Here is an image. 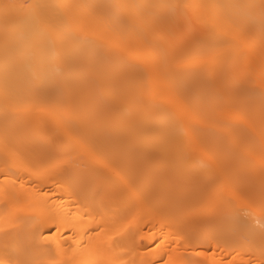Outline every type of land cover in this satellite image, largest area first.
I'll return each instance as SVG.
<instances>
[{
    "label": "snow or ice",
    "instance_id": "obj_1",
    "mask_svg": "<svg viewBox=\"0 0 264 264\" xmlns=\"http://www.w3.org/2000/svg\"><path fill=\"white\" fill-rule=\"evenodd\" d=\"M0 264H264V0H0Z\"/></svg>",
    "mask_w": 264,
    "mask_h": 264
}]
</instances>
